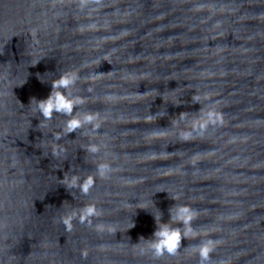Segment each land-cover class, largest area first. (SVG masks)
<instances>
[{"label": "water", "instance_id": "obj_1", "mask_svg": "<svg viewBox=\"0 0 264 264\" xmlns=\"http://www.w3.org/2000/svg\"><path fill=\"white\" fill-rule=\"evenodd\" d=\"M68 71L101 126L54 157L68 117L41 127L32 100ZM213 108L223 123L201 135ZM74 172L96 177L87 194L61 183ZM89 204L99 215L68 230ZM175 205L197 235L141 252ZM208 239L206 264H264V0H0V264H200Z\"/></svg>", "mask_w": 264, "mask_h": 264}, {"label": "clouds", "instance_id": "obj_2", "mask_svg": "<svg viewBox=\"0 0 264 264\" xmlns=\"http://www.w3.org/2000/svg\"><path fill=\"white\" fill-rule=\"evenodd\" d=\"M100 74V73H98ZM90 79H94V76H90ZM80 79V75L77 71H68L61 73L59 78L52 81V91L45 99L32 100V110L42 114L43 119L40 121L41 127H47V122L53 118L54 113H60L68 117L65 121L63 130L53 133L54 142L52 143V155L59 157L62 153L66 152V149L60 144L56 143L60 141L63 135L72 133L77 129H83L85 125H90L93 130L99 129L100 118L97 113L85 112L83 115L78 114V106L85 103V98L79 95H73L70 91L71 88ZM194 100H199L198 96L193 97ZM75 109V111H74ZM181 118H184L186 113L181 112ZM223 123L221 114L214 108L209 109L203 114V116L197 119L193 123V128L200 131L203 134L204 129L209 124ZM87 135V133H85ZM181 138L188 140L192 138V131H183ZM87 151L95 154L100 151V146L97 144H90L87 146ZM111 165L108 162H100L96 165V173L100 177H105L111 172ZM96 177L92 174L81 177L79 173H72L71 175H65L61 183H63L68 189H79L80 192L87 194L95 184ZM176 201L179 199V195L172 196ZM171 220L170 222L163 223L160 221L159 214L156 215L158 227L153 233V239H144L147 242L146 248H141V252L151 250L155 256H161L165 252L169 254H176L181 246L182 238H189L195 236L197 233L192 227V221L196 217V211L188 205L174 206L170 209ZM99 215V212L95 205H85L83 208L77 210L72 209L68 214L62 217V222L66 225L68 230H71L73 224L72 221L75 218H79L81 222H84L88 218ZM171 222L182 224L181 226L173 227ZM103 228V225L98 226ZM219 241H213L208 239L200 244L198 247H194L193 251L198 252L200 256V264H206L210 259V253L216 247ZM138 244V243H137Z\"/></svg>", "mask_w": 264, "mask_h": 264}]
</instances>
